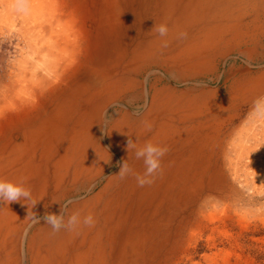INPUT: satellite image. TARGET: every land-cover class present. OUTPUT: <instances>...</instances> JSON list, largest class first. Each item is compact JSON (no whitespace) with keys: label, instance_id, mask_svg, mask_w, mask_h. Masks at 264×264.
<instances>
[{"label":"bare ground","instance_id":"6f19581e","mask_svg":"<svg viewBox=\"0 0 264 264\" xmlns=\"http://www.w3.org/2000/svg\"><path fill=\"white\" fill-rule=\"evenodd\" d=\"M1 35L17 54L0 68V178H26L32 201L0 202V264H180L206 231L228 235L216 198L247 157L264 178V116H249L264 0H0ZM129 138L169 148L150 186L117 175L145 171ZM69 199L65 222L79 211L95 227L53 233L43 216Z\"/></svg>","mask_w":264,"mask_h":264},{"label":"rangeland","instance_id":"374dc122","mask_svg":"<svg viewBox=\"0 0 264 264\" xmlns=\"http://www.w3.org/2000/svg\"><path fill=\"white\" fill-rule=\"evenodd\" d=\"M3 38V35H1L0 68H3L7 63L10 64V60L17 54L16 42L8 43V39ZM259 55L264 57V46L259 49ZM230 63H232V60L228 64ZM223 66L224 63L220 65V68H223ZM1 73L0 97L6 89L10 88V84L7 85L10 81L7 82ZM9 79L11 80V78ZM262 157V162L257 161L259 166H264V151ZM246 161L249 162L248 157L245 158L244 165L238 170L235 180L231 179L232 187L228 192L229 194H227L228 196H219L215 200L218 210L228 206V210L232 215V219L229 220L226 227L228 235H225V232H216L211 239L208 238L210 232L206 231L191 244L195 248L194 259L186 260L185 258L181 262L179 261L180 264H206L204 255L212 253H221L216 257L215 264H264V178L254 179L251 174L255 168L252 164L250 166L246 165ZM246 169H249L248 175H245ZM223 199L225 200L223 201ZM209 205L207 201L203 200L199 208L209 211L210 209L203 208V206L209 207ZM240 217H243V219ZM185 239L186 236L184 235L182 240L184 244L187 242ZM184 244L180 242L181 247ZM194 244L196 245L193 246ZM175 254L179 256L178 251ZM225 254L229 255L228 260H224Z\"/></svg>","mask_w":264,"mask_h":264},{"label":"clouds","instance_id":"9594fccd","mask_svg":"<svg viewBox=\"0 0 264 264\" xmlns=\"http://www.w3.org/2000/svg\"><path fill=\"white\" fill-rule=\"evenodd\" d=\"M156 33L159 34L160 37H165L168 35L169 28L166 24H160L153 27ZM187 33L179 32L177 34V39L186 38ZM168 41H163L162 47H167ZM6 112L0 110V119H4L6 116ZM252 115H260L264 116V95L257 97L253 101L252 110L249 113V116ZM146 130L151 131V124L147 121H143ZM127 150L128 152L135 149V158L137 160H142L144 164V173L141 175L136 173L134 169L124 161L122 166L120 167V171L117 174L121 180L126 179L129 175H133L137 182L138 187H144L146 185H152L158 175L162 174V159L168 153L169 148L167 146H161L159 144H154L151 141L145 142L142 147H137L136 143L132 139H128L127 141ZM27 183L26 178H21L19 181H9L4 178H0V202L5 204H10L12 202H25L32 201V193L31 189L25 187ZM73 201L69 199L61 206L60 214H45L43 216V220L46 225L51 226L53 233L59 232L61 229H64L68 232H76L79 234V229L83 227L93 228L96 225V219L94 216L89 213L81 217V213L79 211L72 213L67 221L65 222V212L68 209V206L72 204ZM28 205V203H26ZM37 202H32V208L35 207ZM29 206V205H28ZM29 218V213L27 217ZM34 224L40 223V217H38L35 213L30 217Z\"/></svg>","mask_w":264,"mask_h":264}]
</instances>
